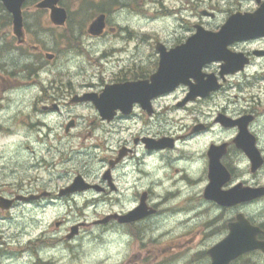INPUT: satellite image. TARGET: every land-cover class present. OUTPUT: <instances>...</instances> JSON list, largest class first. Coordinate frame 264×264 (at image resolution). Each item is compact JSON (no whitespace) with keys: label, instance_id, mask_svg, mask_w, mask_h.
<instances>
[{"label":"flooded vegetation","instance_id":"af4514ba","mask_svg":"<svg viewBox=\"0 0 264 264\" xmlns=\"http://www.w3.org/2000/svg\"><path fill=\"white\" fill-rule=\"evenodd\" d=\"M140 1L136 0L135 4H131L135 7L134 11L139 8ZM242 1L247 3V7L241 6ZM262 1L264 0H238L239 4L233 11H254ZM179 4L180 10L176 11L175 7L160 3L159 9H164L160 16H177V23L170 34L156 39L148 38L145 33L127 34L120 24L110 23L109 12L105 11L103 32L98 36H87L96 40L94 44L97 48L105 43L103 52L96 59H109V65L111 62L116 68L110 72L108 79L98 76L96 85L92 83L87 88L99 93L106 84L149 80L160 63V52L156 50L155 43L163 44L168 50L186 41L199 27L217 31L225 18L233 12L221 18L220 0H179ZM122 5H125L123 0ZM23 30L24 34L19 39L10 35L14 51L28 54L33 50L44 56L45 61H54L56 53L52 52L54 56L46 60L49 52L40 43H33L25 23ZM117 31L124 34L119 35ZM108 32L114 38H120L122 44H118L116 40L102 41ZM145 42H153L154 50L145 52ZM230 49L235 53H242L238 55H242L245 63L241 67H237L235 62L230 64L224 60L205 64L202 73H214L218 85L207 96L191 97L190 87L195 80L188 78V82H180L166 93L149 97L143 104L133 102L129 111L115 109L110 120L102 119L95 109L101 124H111L116 119H138L144 120L143 128L146 123L157 125L155 133L152 130L139 131L120 140L117 146L110 144L109 155L100 160L103 164L100 175L89 180L81 174L94 186L71 195H63L61 190L70 182L52 188H37V181L33 180L11 179L8 188H1L3 185L0 183V197L10 200L9 208L0 205V213L3 214L16 212L20 205L21 211L31 206L35 211L45 213L50 205L62 207L65 200L83 195L88 207L94 209V218L90 220L83 216L68 224L65 218H59L43 226L38 233L30 235L25 242H20L13 233L5 235L0 228V259L11 256L9 250L16 248L28 254L30 264H53L56 253H59L60 261L65 249L70 251L72 246H84L89 238H93L95 242L97 229L106 234L103 246H213L228 233L229 225L240 214L250 223L260 225L264 232V223L258 222L255 217L257 203L264 201V195L258 199L228 204L217 203L205 195L210 183L208 172L211 148L212 156L217 159L216 181L219 193H224L237 184L242 187L259 185L252 180L259 170L250 171L247 156L234 141L239 131L234 120L242 116L250 117L247 128L254 135L255 143L263 154L262 167L264 166V148L256 129L257 121L264 115V36L234 42ZM15 65L21 68L17 62ZM233 68L238 70L232 72ZM243 85H248V89L251 86V90L245 96H239ZM52 90L54 92L45 93L41 101L44 103L43 110L60 111L65 104L73 103L72 97L78 94L73 93L69 101H66L64 98L68 94L61 90V85L56 90L52 85ZM240 100L242 105L238 104ZM210 102L213 103V108H209ZM84 104L94 107L89 101ZM77 126V118L68 117L64 126L65 135L72 134ZM141 148L142 153L139 152ZM153 156L158 161L153 168L159 172V176L147 179V183H144L152 175L147 169ZM241 159H245L244 164L240 163ZM128 189H132L131 199L125 196ZM87 194L91 195L90 199ZM100 203L107 206V210L101 214L96 210ZM139 206L142 207V213L131 214ZM126 215L129 218L120 219ZM5 219L11 221L9 215ZM52 225L55 227L53 230L50 229ZM137 253L124 264H146L139 249ZM260 255L258 262L264 264V254L260 252ZM200 261L202 264H209L211 259L206 253L205 258ZM240 261L238 259L231 264H238Z\"/></svg>","mask_w":264,"mask_h":264},{"label":"rangeland","instance_id":"374dc122","mask_svg":"<svg viewBox=\"0 0 264 264\" xmlns=\"http://www.w3.org/2000/svg\"><path fill=\"white\" fill-rule=\"evenodd\" d=\"M114 1L116 5L109 11L110 23L120 24L129 35L145 33L148 38L156 39L158 36L170 34L177 23V16H160L164 9L159 7L163 2L178 11L179 0H141L137 11H134L135 7L131 5L135 4L136 0H123L125 5H121L122 0ZM36 2L37 0H29L23 5L24 22L34 43H40L45 50L57 54L52 62L45 61L44 56L34 53L33 50L28 54L14 51L10 36L11 23L8 17H4V10L0 8L1 188H8L11 179L33 180L37 181V188H52L68 184L78 173L91 180L102 172L103 164L100 160L109 155L110 144L117 146L120 140L130 134L151 131L156 129L157 125L146 123L143 128L144 120L138 119H116L111 124H101L96 117V108L84 103H67L60 111L42 109L44 103L41 101L45 93L54 92L52 85L55 90L61 85V90L68 94L64 99L69 101L73 93L91 91V88L87 87L92 83L96 85L98 76L108 79L110 72L116 67L111 62L109 65V59H96L103 52L105 43H101L100 48L95 47L96 40L88 38L86 32L94 13L104 8L107 10L110 0H62L61 5L68 10L64 28L53 25L49 19V11L36 9ZM119 2L121 4L117 5ZM243 2L245 1L240 2L241 6L247 7V3ZM238 4V0H220V17L225 18ZM117 32L119 35L124 34L122 31ZM68 34L73 35L72 40L71 37L64 36ZM111 40L122 44L120 38H114L110 32L102 39L105 42ZM79 45L83 47H77ZM143 50H154L153 42H145ZM15 62L21 68L16 67ZM42 66L45 69L42 70ZM248 90H251V86L248 89V85H243L239 96H245ZM238 104L242 105V100ZM209 108H213V103H209ZM70 116L77 118L78 126L67 136L64 126ZM256 129L264 148V115L257 121ZM244 161L245 159H241L240 163L244 164ZM247 173H250L249 168ZM252 180L264 185V166ZM83 196H75L76 201L65 200L62 207L50 205L45 213L35 211L31 206L21 211L20 205L16 212L0 213V228L5 235L13 233L20 242H25L30 235L38 233L43 226L59 218H65L68 224L80 220L83 216L90 220L94 218V209L88 207L85 195ZM90 197L91 195L87 194V198ZM96 210L101 214L107 210V206L100 203ZM8 215L11 221L5 219ZM255 217L258 222L264 223V201L257 203ZM50 229L55 227L52 225ZM95 235V242L93 238H89L84 246H72L70 251L65 249L60 261L59 253H56L53 264H124L138 254V249L146 264H202L200 260L205 258L204 252L210 247L103 246L105 232L97 229ZM105 249L107 256L101 260L95 259L96 254L103 255ZM22 252L16 248L10 249L9 253L12 255L0 259V264L5 260L9 264H16L20 260H23L24 264H30L28 254ZM260 259L261 255L247 256L238 264H259Z\"/></svg>","mask_w":264,"mask_h":264},{"label":"water","instance_id":"95a60500","mask_svg":"<svg viewBox=\"0 0 264 264\" xmlns=\"http://www.w3.org/2000/svg\"><path fill=\"white\" fill-rule=\"evenodd\" d=\"M6 10L12 15L13 32L17 37L23 35L21 6L25 0H0ZM59 0H41L37 7L50 8V18L55 24H63L67 17L66 10L57 6ZM104 14L98 15L89 25L88 31L98 35L104 27ZM264 35V2L254 12H236L231 14L220 30L217 32L197 30L185 43H182L169 51L163 45L157 44L160 52V65L158 70L151 75L150 81L125 82L106 85L103 91L85 93L74 97V101L90 100L98 109L102 119L110 120L114 116L115 109L129 111L133 102L144 103L149 97L171 90L180 82H186L189 77L196 80V85L191 88L193 95H205L217 88L216 77L207 74L202 78L201 67L208 62L224 60L237 63L241 67L244 63L242 55L231 53L228 45L234 41H240L256 36ZM242 54V53H241ZM51 55H48L50 58ZM229 64V65H230ZM237 69V68H235ZM226 70V69H225ZM234 71V68L231 69ZM240 132L237 136V144L242 148L252 163V170L262 163V157L254 145V137L250 136L244 120L237 121ZM69 126H67L68 128ZM216 164L211 163L209 169L210 183L205 195L221 204L243 202L257 198L264 194V187H242L240 184L225 191H218ZM81 175H76L72 183L61 191V194H69L89 188ZM10 200L0 198V205L8 207ZM142 213V207L132 211L131 214ZM145 213V212H144ZM140 215V214H139ZM129 218V215L120 219ZM261 229L251 224L243 214L238 215L237 220L229 225V233L217 244L211 246L207 252L211 258L210 264H229L233 259L243 253L252 250H261L264 253V240L258 239Z\"/></svg>","mask_w":264,"mask_h":264},{"label":"clouds","instance_id":"9594fccd","mask_svg":"<svg viewBox=\"0 0 264 264\" xmlns=\"http://www.w3.org/2000/svg\"><path fill=\"white\" fill-rule=\"evenodd\" d=\"M152 131L155 133L156 129H152ZM139 152L142 153L143 152V148H141L139 150ZM157 155H159V154H157ZM157 163H158V161L156 159V156H153L150 159V161H149V166H148V169H147V171L151 172L152 175L147 177L146 180L144 181V183H147V179H155L157 176H159V172H156V170L153 168V165H156ZM125 171H127V169H125ZM125 196H126L127 199H131L132 189H128L126 191V193H125ZM106 256H107V250L105 249L103 255H101L100 253H97L96 256H95V259L101 260V259L105 258ZM3 264H9V262L5 260V261H3ZM16 264H24V261L23 260L17 261Z\"/></svg>","mask_w":264,"mask_h":264},{"label":"trees","instance_id":"16d2710c","mask_svg":"<svg viewBox=\"0 0 264 264\" xmlns=\"http://www.w3.org/2000/svg\"><path fill=\"white\" fill-rule=\"evenodd\" d=\"M0 5H1V3H0ZM251 254H253V252H251L249 255H251Z\"/></svg>","mask_w":264,"mask_h":264}]
</instances>
